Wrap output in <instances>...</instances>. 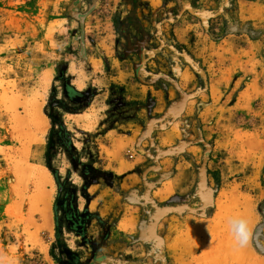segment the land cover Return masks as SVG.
<instances>
[{
  "label": "rangeland",
  "instance_id": "1",
  "mask_svg": "<svg viewBox=\"0 0 264 264\" xmlns=\"http://www.w3.org/2000/svg\"><path fill=\"white\" fill-rule=\"evenodd\" d=\"M129 66L155 84L167 103L155 120L175 121L181 138L155 145L146 180L110 164L107 131L126 132L147 104L117 78ZM47 70L48 130L26 164L47 170L52 192L51 229L36 239L35 179L16 169L10 106ZM219 257L264 264V0H0V264Z\"/></svg>",
  "mask_w": 264,
  "mask_h": 264
},
{
  "label": "crops",
  "instance_id": "2",
  "mask_svg": "<svg viewBox=\"0 0 264 264\" xmlns=\"http://www.w3.org/2000/svg\"><path fill=\"white\" fill-rule=\"evenodd\" d=\"M126 70H121L117 78L126 86L127 94L131 99L135 101H144L147 104L139 107L137 117L133 123H126V125H124V127L127 128L126 132H118V134H115L113 129L107 131L106 136H109L111 146L114 147V150H109V152L113 154V159L111 158L112 161L110 164L114 171L125 176L123 180H146L147 175L145 172L148 167L155 169V145L171 147L173 144L175 145L179 142L181 138L179 137V129L175 121L170 122V120H168L164 122L155 120V114L165 116L167 111V103L165 101L164 106H162L160 99L155 102V84L144 85L143 83H139L135 78V69L129 66ZM139 85L143 88H138ZM160 116L159 119L162 118ZM158 127H162L160 134L155 132ZM121 141L123 142V146L120 148L115 147V143ZM124 145L128 147V153L132 154L131 157L129 154H125L126 150L123 149ZM195 149L196 147L194 148L193 146L188 147V151H195ZM148 162L150 165L147 164ZM120 167L125 171L120 173L118 171ZM141 169L143 170L142 172L139 171ZM177 179L178 175L175 173V175L165 178L162 185H164L165 181ZM153 193L155 195V190ZM129 219L130 220H126L123 223L128 224L129 221H133L134 227V220L132 217ZM127 227L129 226H123L124 229L128 230L129 228ZM132 229L133 228L128 231ZM221 257L223 258V255ZM221 257L216 259L217 264H220Z\"/></svg>",
  "mask_w": 264,
  "mask_h": 264
},
{
  "label": "bare ground",
  "instance_id": "3",
  "mask_svg": "<svg viewBox=\"0 0 264 264\" xmlns=\"http://www.w3.org/2000/svg\"><path fill=\"white\" fill-rule=\"evenodd\" d=\"M39 81L41 89L36 88L28 94L26 92L25 96L12 97L10 106L13 110L11 116L13 135L19 143L16 151V169L35 179V191L29 197V213L40 216V223L35 224V231L31 234L36 239L51 229L50 207L52 202L47 170L39 165H26L30 159H40V149L43 147L48 130L49 119L43 111L42 100L51 82V72L45 71ZM17 106L23 108V113L16 110ZM33 223L30 221V224ZM233 226L239 227L237 222Z\"/></svg>",
  "mask_w": 264,
  "mask_h": 264
},
{
  "label": "trees",
  "instance_id": "4",
  "mask_svg": "<svg viewBox=\"0 0 264 264\" xmlns=\"http://www.w3.org/2000/svg\"><path fill=\"white\" fill-rule=\"evenodd\" d=\"M67 254H70V253H67Z\"/></svg>",
  "mask_w": 264,
  "mask_h": 264
}]
</instances>
